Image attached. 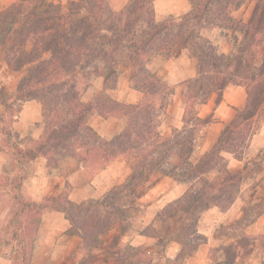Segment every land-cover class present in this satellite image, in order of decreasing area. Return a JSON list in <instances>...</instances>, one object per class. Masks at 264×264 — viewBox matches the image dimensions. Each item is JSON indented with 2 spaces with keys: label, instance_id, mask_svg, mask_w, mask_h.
<instances>
[{
  "label": "trees",
  "instance_id": "16d2710c",
  "mask_svg": "<svg viewBox=\"0 0 264 264\" xmlns=\"http://www.w3.org/2000/svg\"><path fill=\"white\" fill-rule=\"evenodd\" d=\"M46 1L16 0L6 16L0 17V46L7 45L8 38L15 36L5 62L14 70L26 71L17 87V98L21 102L38 101L45 124L40 140L19 154H35L45 159L49 167L56 168L58 156L65 151L90 179L118 158H128L131 177L114 194L116 199L129 191L125 210L129 199L141 196L138 189L155 172L169 169L171 174L164 172L163 176L182 178L174 177L187 185L186 191L158 211L155 218L160 223H181L174 240L180 251L170 261L176 264L189 253V247L196 249L200 244L197 239L205 240L198 232L203 211L213 206L226 211L236 200L243 173L231 171L223 153L240 158L264 121V0H189L191 11L180 22L158 21L155 0H130L118 12L108 0H79L70 2L67 8ZM245 3L253 5L248 20L236 19L234 14ZM208 28L232 34L230 54L220 53L203 35ZM124 51L134 69L129 80L142 92L140 102L124 104L104 91L84 100L90 75L105 81L114 78L116 58ZM184 51L197 61V75L183 83L182 129L173 128L169 135H164L159 129L160 115L174 95V87L148 72L146 64L154 56L171 59ZM229 86L244 87L246 103L236 110L211 149L194 163L190 160L194 140L205 123L210 122L198 117L197 107L213 97L220 104ZM94 114L124 118L126 126L120 134L105 140L88 123ZM211 174L212 179L208 177ZM6 179L4 176L3 180ZM115 202L99 199L75 203L68 192H63L45 197L40 203L24 202L22 206L24 210L33 206L36 232L44 212H61L70 224L67 234L81 237L83 248L96 249L103 235L125 224L127 211L114 206ZM111 205L115 215L106 218L105 209ZM263 213L264 207L254 218ZM26 227V234L34 230ZM156 235L152 229L150 236ZM128 248L131 252L119 248L113 253L122 256L121 264L135 258L151 259L139 247Z\"/></svg>",
  "mask_w": 264,
  "mask_h": 264
},
{
  "label": "rangeland",
  "instance_id": "374dc122",
  "mask_svg": "<svg viewBox=\"0 0 264 264\" xmlns=\"http://www.w3.org/2000/svg\"><path fill=\"white\" fill-rule=\"evenodd\" d=\"M74 1L78 2L79 0H47L46 3H55L62 8H67L70 2ZM15 2L16 0H0V17L7 14V10ZM46 3L45 5L43 4V8L46 7ZM108 3L111 8L118 12L128 6L130 0H108ZM154 8H156L155 12L157 11L156 19L158 21L174 20L176 22H180L184 18H186V16L191 11V4L189 0H155ZM252 8L253 5L251 3H245L234 14V16L236 17V19L247 21L252 12ZM203 35L209 38L221 53L228 54V51L230 49L232 51L234 39L231 36L232 34L228 31L221 30L219 28H208L203 31ZM14 37L15 36L11 35L8 38V44L0 46V151L4 152L7 156L3 171V175H6L7 179L3 180L0 183V260L1 258H3L4 260L6 259L8 260V262H10V264H121L122 256H115L113 253H115L119 248L121 250H125L124 252L127 253L131 252V250L128 248V246H125L126 244H124L123 242L120 243L121 245L119 246V241L121 242L125 236L139 233L155 240V242L154 240H152L153 244L150 248L151 254L148 252V250H146L149 253L151 259L147 260L143 258V260H140L139 258H135L132 259V261H127L123 264H171L170 261H174L177 256L173 259L166 260L163 259L162 256L166 250H172V245L168 244L166 240H175L178 230L181 227V223L176 220H171L167 223H160L155 221L147 226L142 225V222L144 223L145 221H147L146 218H143V216L146 214V210L148 208L147 206H153V210H156V207L164 205L174 198V195H165V191L171 185H167L162 189L157 186L160 180L165 177L163 176L164 172L171 174L169 169L164 170V172H155L154 174H152L149 180L138 189V196L140 194L141 196L136 200L132 195L133 199H129L130 202L128 204V208L125 210L123 208L125 197H127L129 191H125L124 196L116 197V199L114 197V194L121 188V186L123 187L126 181L130 179L132 169L130 171V174L122 177L121 180L115 182L114 186L107 190L101 196L93 199L81 200L82 198L88 197L89 192L82 193L80 191H76L75 189L79 188L87 181L85 179L82 180L83 176L80 173L83 168L81 167V165H79L74 158L70 157L67 152H61V154L58 156V166L56 168L49 167L45 159L39 158L35 154H28L25 157H22L19 154L21 151H26L29 147H32L34 140H32V138H30L29 136L22 138L21 136L17 135L15 131V123L19 119L18 117L24 103L32 100L21 102L17 98V87L26 71L14 70L5 62V57L7 55L6 52L12 47V42L15 39ZM97 43H100V41H98ZM125 55L126 52L124 51L116 58L114 64L116 75L114 78L105 81L102 77L90 75V86L85 92L84 100L87 101L91 97L99 94L102 91H104L108 96L112 97L115 93L118 92L123 94L122 92H125L127 90L128 85L129 88H132V85H134V81L130 83L129 78L132 76L134 69L131 66L130 62L125 58ZM181 87L183 92L185 89L183 86ZM93 119L94 117L92 118V116H90L89 121L92 122ZM112 121L114 122L115 120ZM160 121H162L160 123L162 129L165 130L168 126H170L169 119L162 118ZM113 127L114 126L109 127L107 129L108 132H112V130L114 129ZM197 154L198 151H196L195 155ZM192 155L191 157H194L193 153ZM27 158H33L34 160L40 159L43 163H45V169L46 171H48L49 176H52L56 173L55 178H59L60 176L69 177L70 175L74 174L76 180L75 178H73L74 185L70 184V187L71 192L73 190L72 201L75 203H86L88 201H96L99 199H105L108 203H113V201H116L114 206H119L120 209L127 211L125 224L116 226L108 233L103 235L101 237V244L96 249L83 248V239L79 236H67V233L64 231L69 227V224L68 220L65 218V215L61 212L56 211L58 215L55 216V218H45L44 222L41 223V225H43V229L40 225L36 232L37 223H35L36 221L34 219V208L33 206H29V208L24 210L22 206L24 201L31 203H40L44 200L45 197L57 196L63 192H70V189L66 184L61 186V181H58L56 179V189L54 191L40 193L37 200L36 198L33 199V195L29 193V190L26 186H24V184L25 179L28 176L27 174L34 173V170L36 168L33 165L29 168L24 167V161H26ZM122 161H124V159ZM126 161L129 162L128 158H126ZM248 169V171L246 170V175L251 176L252 174H255L256 176L255 180H248L246 185H248L249 189L251 187L253 188V186L256 187V185L261 182L260 179H262V176L264 175V157H262L260 161L253 162ZM171 176L172 178L175 177L176 179H182L175 175ZM21 177H23L24 179L20 180ZM208 177L212 179L214 175L211 174ZM184 185L187 189V185ZM261 197L262 200H260L259 197L256 198L257 202L253 206H251L252 208L249 213L246 214V217H244V219L240 221L254 220L255 213H257L262 207H264V194ZM120 199L123 200L120 201ZM112 209V205L109 208L105 209L106 218H109L107 217L108 215H115ZM51 211H49V213H52ZM30 220L32 221L30 222ZM140 221H142L141 224H139ZM234 225H236V222L234 223ZM26 226L33 227L34 230L32 232L29 231V233L26 234ZM54 227L60 228V231H53ZM152 229L157 232V235L154 237L150 236L152 234ZM56 234H58V236ZM234 234L236 235L235 232L232 233V235ZM38 238L39 240L42 239V242H57L59 240V242L57 243L58 246L56 245L57 247H54L55 249L53 248L54 252L56 250L54 261H50L48 258L49 255H47V253H50L49 248L39 250L38 259L34 256L33 249ZM201 240L203 239H197V243L200 242V244L195 246L196 249H192V246L189 247V253L186 256L181 257L180 261L176 264H184L185 257L192 255L193 252L198 250L199 247L202 246L203 248L207 239L205 238V240H203L202 242ZM259 240L263 249L264 237H259ZM115 241L118 242L116 245H114ZM250 241L249 239L246 240L247 243L243 241L244 245L246 246V251L244 253L245 256H247L246 254L252 252V245H250V248L247 247ZM68 246H71V248H68ZM139 248L145 251L143 247ZM225 250L227 252L230 251L231 253H234V250L231 249L230 246H226ZM155 258L157 260L154 262ZM0 263L6 264V261H1Z\"/></svg>",
  "mask_w": 264,
  "mask_h": 264
},
{
  "label": "crops",
  "instance_id": "0c3cea01",
  "mask_svg": "<svg viewBox=\"0 0 264 264\" xmlns=\"http://www.w3.org/2000/svg\"><path fill=\"white\" fill-rule=\"evenodd\" d=\"M230 52L231 49L228 51V54H230ZM146 69L168 86L174 87V95L170 98L166 110L160 115V120L162 118L169 119L170 126L164 130L160 125L159 129L161 133L169 135L173 128L182 129L185 104L181 86H183V83L186 81L196 77L197 61L190 58L186 52L171 59L154 56L146 64ZM122 93L123 94L120 92L115 93L111 98L124 104H136L142 99V92L133 86L132 88H129L128 85L127 90ZM245 103L246 89L241 86H229L224 90L220 104H217L215 97H213L207 104L197 107L198 117L202 120H209L210 122L205 123V125L198 131L197 137L194 140L193 150H195L192 152L194 157H190L192 162H197L203 154L211 149L218 140L224 127L234 118L236 110L244 107ZM91 116L92 118L94 117V119L90 122V117L88 118L89 125L105 140H110L120 134L126 126V120L122 118H105L98 114ZM18 118V121L15 123L16 134L22 138L29 136L34 140V143L39 141L43 135L45 127L40 103L34 100L25 102ZM112 120L115 121L113 122ZM161 122L162 121H160V123ZM111 126H114V129L112 132H108L107 129ZM196 151H198L197 155H195ZM223 156L231 171H241L243 173V180L236 193V200L227 211H222L217 206L210 207L203 211L198 223V232L203 235L207 241L203 248L201 246L198 250L194 251L192 255L185 257L184 264H232V260L233 264H263L264 247L262 249L259 237H264V213L254 218L253 221L240 220L244 219L246 214L249 213L252 208L251 206L257 202L256 198L259 197V199L262 200L261 196L264 194V175L262 176V179H260L261 182L257 184L256 187L253 186V188L251 187L248 189V185H246L248 180H255L256 177L255 174H252V177L246 175V170H249L248 168L253 162L260 161L261 158L264 157V121L261 122L258 132L251 137L240 158H236L233 154L227 152L223 153ZM123 159L124 161H122ZM6 160V154L0 151V183L4 179V176H6L3 175ZM32 165L35 166L36 169L34 170V173L27 174L28 176L25 179L24 186H26L29 193L33 195V199L36 198L37 200L40 193L54 191L56 189L55 186L57 179L58 181H61V186L66 184L67 187H69V199L71 201L73 200V190L71 192L70 184L74 185L73 178L76 180L74 174V176H60L59 178H55L56 173L49 176L48 171L45 169V163L40 159L34 160L33 158H27L26 161H24L25 168H29ZM131 169V164L126 161L125 157L118 158L93 179L88 178L83 169L80 174L83 176L82 180L85 179L87 182L75 190L82 193L89 192L88 197L82 198L81 200L99 197L113 187L115 182L130 174ZM167 185L171 186L167 188L165 195H174V198L164 205L156 207V210H153V206H147L146 214L143 216L147 221L144 223L140 221L139 224L142 222V225L147 226L155 222L158 211L164 208L166 204L182 196L186 191V186L184 184L175 181V179L170 176H165L161 179L157 186L162 189ZM51 212L52 213H49V211L44 212L45 214L43 213L44 215H42L43 219L41 223L44 222L45 218H55V216L58 215L56 211ZM235 222L236 225H234ZM69 227L64 232L67 233ZM41 228L43 229V225H41ZM53 231L59 232L60 228L54 227ZM234 232L236 235H232ZM56 235L58 236V234ZM67 236L70 237L71 235L69 236L67 234ZM248 239L251 241L247 247L250 248V245H252V252L245 256L244 253L246 251V246L243 241L246 242ZM152 240L154 239L139 233L132 234L130 236H125L121 242L119 241V246L121 245L120 243L123 242L126 244L125 246L143 247L145 251L148 250L151 254L150 248L153 244ZM58 242L59 240L57 242H42V239L39 240L38 238L33 249L34 256L38 259V251L49 248L50 253H47V255H49L48 258L50 261H54L56 250L54 252L53 248L58 246ZM166 242L172 245L173 248L170 251L166 250L162 257L165 260L173 259L178 255L180 246L173 240H166ZM226 246H230V248L234 250V253H231L230 251L227 252L225 250ZM68 248H71V246H68ZM156 260L157 259L155 258L154 262ZM1 261H6V264H10L6 259L4 260L1 258L0 262Z\"/></svg>",
  "mask_w": 264,
  "mask_h": 264
}]
</instances>
